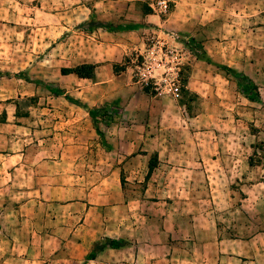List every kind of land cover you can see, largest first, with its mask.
Wrapping results in <instances>:
<instances>
[{
	"label": "crops",
	"instance_id": "1",
	"mask_svg": "<svg viewBox=\"0 0 264 264\" xmlns=\"http://www.w3.org/2000/svg\"><path fill=\"white\" fill-rule=\"evenodd\" d=\"M151 9L147 0H0V264L264 263L263 228L250 233L243 221L239 236L225 223L231 192L219 185L230 178L172 176L171 168L188 163L179 134L189 128L178 105L164 109L165 101L114 72L164 24ZM230 57L227 66L247 74L244 53ZM80 64L97 65L101 79L78 90L79 100L118 105L107 144L87 116L48 130L35 109L19 107L41 90L57 100L48 87L59 81L69 93L73 76L60 72ZM189 144L195 147L193 138ZM153 153L161 170L141 180ZM243 192L249 201V188ZM104 239L125 245L87 260Z\"/></svg>",
	"mask_w": 264,
	"mask_h": 264
},
{
	"label": "rangeland",
	"instance_id": "2",
	"mask_svg": "<svg viewBox=\"0 0 264 264\" xmlns=\"http://www.w3.org/2000/svg\"><path fill=\"white\" fill-rule=\"evenodd\" d=\"M158 1L147 0L151 7ZM164 1L169 6L166 14L162 15L151 9L164 24L147 34V43L143 50L128 52L114 72L121 74V79L126 84L137 85L140 56L144 54L145 48L150 46L151 40L164 41L169 50L178 53L176 60L174 56L170 60L173 63H180L181 98L173 101L167 97L156 96L149 89H142L165 101L162 105L164 109H168L172 102L178 105L184 120L182 125L189 128L183 133L180 130L179 134L183 140L181 156L188 160V163L186 166L178 167L179 169L171 168L172 176L230 178V183L219 185L220 188L228 187L231 192L228 198L230 212L226 215L225 223L239 236L242 235L243 221L249 223L250 233L260 227L264 232V0ZM178 4L180 7L176 8ZM172 15V22L165 24ZM185 21L190 23L189 25L184 23L186 27H183L180 22ZM233 50L244 53L247 74L227 66L228 61L234 60L230 57ZM96 67L94 64H80L70 72L62 70L61 75L73 76L71 84L73 87L69 93H65L66 89L59 85L64 83L59 81L56 86L48 87L51 92L61 91L60 95L52 92L58 97L57 100L51 101L48 98L51 95L41 90L37 96L21 100L19 107L23 112L35 109L38 126L46 127L48 130L52 128L51 124L60 127L61 124L65 125L68 118L80 120L87 116L90 128L99 136L97 141L100 144H107L106 142L110 140L108 137L105 139L104 131L115 121L117 103L97 108L88 107L77 97L78 90L91 87L98 78L101 79L97 76L99 72ZM24 73L20 72L18 75L23 77ZM238 74L245 76L253 85V93L258 94L257 101H250L247 98V101L243 100L245 97L237 88ZM46 78L55 80L49 72ZM81 82L85 84L80 85ZM137 86L141 89L139 85ZM68 98L79 102L81 106L74 104L71 107L70 104L73 103L69 102ZM138 104L140 102L137 100L131 102L127 112L134 111ZM102 106L106 107V115H101L100 112L99 115L92 117L89 114L88 110ZM85 112L88 115H85ZM163 123L168 125L170 119L165 118ZM212 135H215V141ZM191 138L195 141L194 148L189 144ZM197 142H200L199 146L196 145ZM128 157L131 159V156ZM150 160L152 172L148 175V167L145 171L146 176L142 174L140 179L159 174L161 167L158 166L157 153H153ZM193 161L200 162L201 167L198 164H191ZM122 178H126V175ZM137 185H144V182L140 181ZM248 188L249 201H245L247 195L243 190L247 192ZM243 205L247 212L244 219L241 213ZM45 264L50 263L47 261Z\"/></svg>",
	"mask_w": 264,
	"mask_h": 264
},
{
	"label": "built area",
	"instance_id": "3",
	"mask_svg": "<svg viewBox=\"0 0 264 264\" xmlns=\"http://www.w3.org/2000/svg\"><path fill=\"white\" fill-rule=\"evenodd\" d=\"M152 9L157 10L159 14H166L169 6L166 1L159 0L152 5ZM144 54L141 55V62L138 68L137 85L141 89H149L154 95L167 97L173 101L181 98L182 83L179 77V62L173 63L178 58L177 52L169 50L164 41L151 40L149 47H146Z\"/></svg>",
	"mask_w": 264,
	"mask_h": 264
},
{
	"label": "trees",
	"instance_id": "4",
	"mask_svg": "<svg viewBox=\"0 0 264 264\" xmlns=\"http://www.w3.org/2000/svg\"><path fill=\"white\" fill-rule=\"evenodd\" d=\"M102 28H105L107 30H112L113 29L111 27H108V26H105V25H101ZM115 30V29H114ZM72 70H63V72H70ZM237 78H238V82H237V88L239 90V92L245 97L247 98L248 100L250 101H257L258 100V94H254L253 93V85L248 81V79L243 76V75H237ZM55 95H60L62 94L61 91H54L53 92ZM68 101L73 103V104H76V105H79V102L77 101H74L72 100L71 98H68ZM89 114L94 117L96 115H99L100 112H101V115H106V107L105 106H102L98 109H93V110H88ZM148 167H149V172H148V175H150V173L152 172V169H153V166H152V161L150 160L149 161V164H148ZM125 245V243L123 241H115V240H110V239H104L101 243H98L95 248L93 249V251L87 256V260H92L96 257V254L101 252L102 250H104L105 248L109 247V248H114V249H117V248H121Z\"/></svg>",
	"mask_w": 264,
	"mask_h": 264
}]
</instances>
